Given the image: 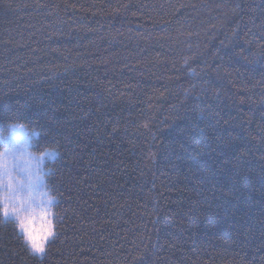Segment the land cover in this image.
Here are the masks:
<instances>
[{
    "label": "trees",
    "instance_id": "trees-1",
    "mask_svg": "<svg viewBox=\"0 0 264 264\" xmlns=\"http://www.w3.org/2000/svg\"><path fill=\"white\" fill-rule=\"evenodd\" d=\"M25 124L54 233L0 218V264H264V0H0Z\"/></svg>",
    "mask_w": 264,
    "mask_h": 264
},
{
    "label": "clouds",
    "instance_id": "clouds-1",
    "mask_svg": "<svg viewBox=\"0 0 264 264\" xmlns=\"http://www.w3.org/2000/svg\"><path fill=\"white\" fill-rule=\"evenodd\" d=\"M10 127L0 135V218L11 217L19 230L29 238L39 237L42 244L53 230L55 197L49 191L38 190L28 179V166L41 154L54 162L57 151L54 146L37 150L40 133L26 124L20 128L21 142L7 143Z\"/></svg>",
    "mask_w": 264,
    "mask_h": 264
},
{
    "label": "rangeland",
    "instance_id": "rangeland-1",
    "mask_svg": "<svg viewBox=\"0 0 264 264\" xmlns=\"http://www.w3.org/2000/svg\"><path fill=\"white\" fill-rule=\"evenodd\" d=\"M21 126L13 125L10 132V135L7 138V143L9 144H18L22 140V133L20 132ZM47 160L44 158L43 155H41L40 159L37 161H31L29 162L28 166V179L35 183V187L38 190L46 191L44 180L46 176V170L44 168ZM4 219L13 220L11 217H4ZM14 221V220H13ZM20 233L22 234L24 241H26V244L28 245L30 251L33 252L34 255L40 257L44 253L45 246L50 242V239L53 237L54 229L52 230V233L46 237L43 238V243H40V238L33 236L32 238H29V236L20 230Z\"/></svg>",
    "mask_w": 264,
    "mask_h": 264
}]
</instances>
